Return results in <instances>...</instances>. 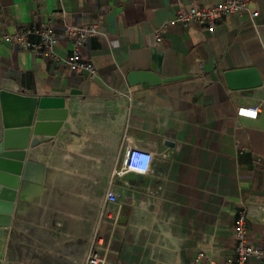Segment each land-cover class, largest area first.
Segmentation results:
<instances>
[{"label":"crops","instance_id":"0c3cea01","mask_svg":"<svg viewBox=\"0 0 264 264\" xmlns=\"http://www.w3.org/2000/svg\"><path fill=\"white\" fill-rule=\"evenodd\" d=\"M220 1L0 0V91L63 97L67 112L51 141L25 150L7 220L0 193V264H85L95 247L104 264H206L199 253L233 257L246 204L249 239L264 248V0L255 18L220 17L211 31L167 24ZM66 24L98 26L82 48L95 77L65 64ZM29 26L55 33L58 62L4 41ZM153 68L172 81L128 82ZM245 68L261 86L230 90L223 73ZM243 107L257 118L237 117ZM131 148L151 154L149 172L117 175Z\"/></svg>","mask_w":264,"mask_h":264},{"label":"built area","instance_id":"2783aa9c","mask_svg":"<svg viewBox=\"0 0 264 264\" xmlns=\"http://www.w3.org/2000/svg\"><path fill=\"white\" fill-rule=\"evenodd\" d=\"M253 0H222L219 3L203 7L190 6L186 9H178L169 25H181L189 27L198 25L203 29L211 31L214 28L217 18L229 15H248L255 18L258 13L251 11ZM63 36L71 42V52L66 58L65 64L68 69L76 75L96 76L94 65L86 60L82 53L84 44L92 37L100 35L97 25L89 24L76 26L66 24L62 30ZM35 36L36 41H30L29 37ZM156 42H161V32H155ZM7 43H18L23 49L28 50L33 56L50 61L58 62L59 59L54 52V47L58 43L55 33L48 27H22L11 35L4 37ZM259 110L257 107H243L236 112L237 117L255 120ZM152 156L150 153L140 149H129L126 151L124 161L117 175L126 173L146 174L150 170ZM259 161V160H257ZM106 200L110 203L116 202L113 192H108ZM252 208L251 205H242L238 210L233 225V236L235 239L233 257L217 260L199 253L197 261H205L206 264H249L251 260L256 259L264 261V248L253 244L249 239L246 222L249 218ZM258 209L264 213V206H258ZM85 264H104V256L98 248H91L86 256Z\"/></svg>","mask_w":264,"mask_h":264},{"label":"water","instance_id":"95a60500","mask_svg":"<svg viewBox=\"0 0 264 264\" xmlns=\"http://www.w3.org/2000/svg\"><path fill=\"white\" fill-rule=\"evenodd\" d=\"M223 79L232 91L261 86L260 76L254 68L226 71ZM133 81H139L144 88H148L172 80H161L158 71L153 68L152 71L130 74V85H133ZM66 113L63 97L23 96L0 91V193L6 201L1 211L6 215L4 220L11 211L25 150L51 141L66 119ZM30 132L32 138L28 143Z\"/></svg>","mask_w":264,"mask_h":264},{"label":"rangeland","instance_id":"374dc122","mask_svg":"<svg viewBox=\"0 0 264 264\" xmlns=\"http://www.w3.org/2000/svg\"><path fill=\"white\" fill-rule=\"evenodd\" d=\"M98 201H101L102 202V200H92V202H94V203H96V202H98ZM101 205V204H100ZM99 205V206H100ZM101 208L103 209V204L101 205ZM86 251H88V250H86Z\"/></svg>","mask_w":264,"mask_h":264}]
</instances>
